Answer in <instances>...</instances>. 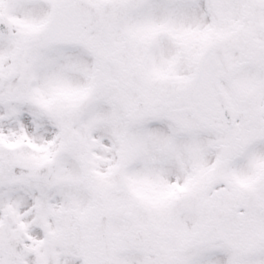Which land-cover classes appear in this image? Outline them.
<instances>
[{"label": "snow or ice", "instance_id": "snow-or-ice-1", "mask_svg": "<svg viewBox=\"0 0 264 264\" xmlns=\"http://www.w3.org/2000/svg\"><path fill=\"white\" fill-rule=\"evenodd\" d=\"M0 264H264V0H0Z\"/></svg>", "mask_w": 264, "mask_h": 264}]
</instances>
